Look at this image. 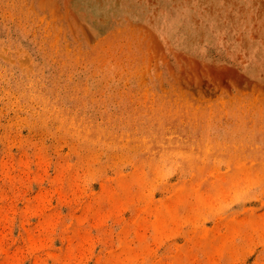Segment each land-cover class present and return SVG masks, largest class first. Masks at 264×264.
Returning <instances> with one entry per match:
<instances>
[{
    "label": "rangeland",
    "instance_id": "1",
    "mask_svg": "<svg viewBox=\"0 0 264 264\" xmlns=\"http://www.w3.org/2000/svg\"><path fill=\"white\" fill-rule=\"evenodd\" d=\"M0 264H264V0H0Z\"/></svg>",
    "mask_w": 264,
    "mask_h": 264
},
{
    "label": "bare ground",
    "instance_id": "2",
    "mask_svg": "<svg viewBox=\"0 0 264 264\" xmlns=\"http://www.w3.org/2000/svg\"><path fill=\"white\" fill-rule=\"evenodd\" d=\"M263 93V92H262ZM240 97V96H239ZM255 98V97H254ZM218 102V101H217ZM221 102V101H220ZM215 103H216V101H215Z\"/></svg>",
    "mask_w": 264,
    "mask_h": 264
}]
</instances>
